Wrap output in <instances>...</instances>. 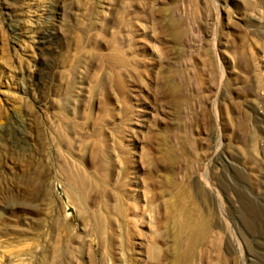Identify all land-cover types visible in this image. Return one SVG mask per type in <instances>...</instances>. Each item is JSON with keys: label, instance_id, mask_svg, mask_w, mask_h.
I'll return each mask as SVG.
<instances>
[{"label": "rangeland", "instance_id": "obj_1", "mask_svg": "<svg viewBox=\"0 0 264 264\" xmlns=\"http://www.w3.org/2000/svg\"><path fill=\"white\" fill-rule=\"evenodd\" d=\"M0 264H264V0H0Z\"/></svg>", "mask_w": 264, "mask_h": 264}, {"label": "bare ground", "instance_id": "obj_2", "mask_svg": "<svg viewBox=\"0 0 264 264\" xmlns=\"http://www.w3.org/2000/svg\"><path fill=\"white\" fill-rule=\"evenodd\" d=\"M97 231H98V229H97Z\"/></svg>", "mask_w": 264, "mask_h": 264}]
</instances>
